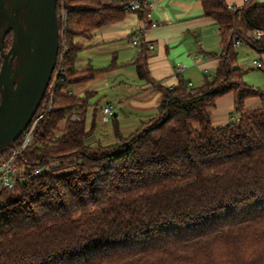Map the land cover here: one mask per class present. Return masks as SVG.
<instances>
[{
  "label": "trees",
  "instance_id": "obj_1",
  "mask_svg": "<svg viewBox=\"0 0 264 264\" xmlns=\"http://www.w3.org/2000/svg\"><path fill=\"white\" fill-rule=\"evenodd\" d=\"M199 1L220 31L213 77L198 87L155 83L142 43L135 64L159 93L156 114L126 138L114 122L118 141L90 146V95L63 90L101 70H76L75 39L125 12L107 0H57V15L67 13L60 73L34 116L44 111L15 188L0 190V264H264V90L244 81L235 46L264 54V35H253L264 32V2ZM11 42L10 33L6 50ZM227 93L238 118L214 128L209 108ZM250 97L261 106L245 109Z\"/></svg>",
  "mask_w": 264,
  "mask_h": 264
},
{
  "label": "crops",
  "instance_id": "obj_2",
  "mask_svg": "<svg viewBox=\"0 0 264 264\" xmlns=\"http://www.w3.org/2000/svg\"><path fill=\"white\" fill-rule=\"evenodd\" d=\"M226 2L241 7L245 0ZM151 19L159 26L147 30L144 39L155 46L147 56L149 75L155 83L175 87L182 80L187 85L191 83L190 87H198L205 77H213L219 63L217 55L221 52L220 31L214 20L204 16L199 0H158ZM142 25L138 14L124 13L122 20L103 25L88 37L75 39L81 45L75 60L76 70L89 67L101 70L93 79L69 87L76 97L90 95L85 113V128L90 130L85 142L90 146L116 143L114 122L119 134L126 138L156 114L159 93L153 84L138 76L135 64L138 52H134L135 47L130 43ZM125 41L127 43L123 44ZM242 45L257 55L253 60H259L261 67L255 68L252 60V68L261 70L264 75V54H257L246 44L238 45L237 49ZM93 56L100 57L93 59ZM107 59V64H103ZM179 68L182 70L178 71ZM244 81L253 85L247 79ZM104 105H111L116 111L111 122L103 121ZM260 106L258 97L247 98L244 102L247 110ZM209 112L214 128L224 127L237 119L234 95L227 93L219 97Z\"/></svg>",
  "mask_w": 264,
  "mask_h": 264
},
{
  "label": "water",
  "instance_id": "obj_3",
  "mask_svg": "<svg viewBox=\"0 0 264 264\" xmlns=\"http://www.w3.org/2000/svg\"><path fill=\"white\" fill-rule=\"evenodd\" d=\"M59 35L57 0H0V156L14 147L43 100L58 63Z\"/></svg>",
  "mask_w": 264,
  "mask_h": 264
},
{
  "label": "built area",
  "instance_id": "obj_4",
  "mask_svg": "<svg viewBox=\"0 0 264 264\" xmlns=\"http://www.w3.org/2000/svg\"><path fill=\"white\" fill-rule=\"evenodd\" d=\"M110 2H113L115 4L121 5L125 13H135L138 14L143 21L142 28L139 30V32L134 35L131 39V44L133 47H135L137 52H140L142 43H145L148 50L153 51L155 49V46L150 43L146 42L144 39V36L149 29H154L159 26L158 22L152 21V12L156 8V3L158 0H107ZM246 1V0H245ZM231 9H236L238 7L228 5ZM67 18V13L62 6L59 14H58V21L60 23L61 31H63L65 27V22ZM60 34V29H59ZM253 35H255L257 38H260L264 35V32L260 31H254ZM60 36V35H59ZM241 42L236 41L235 46L240 45ZM63 45V49L65 50V46ZM253 66L256 68L261 67V62L259 60H253ZM182 70V68H179L178 71ZM59 70H55V73L52 77V80L49 85V96L52 97V90L55 88L57 79L59 77ZM207 73V71H205ZM57 74V77L55 78V75ZM189 86L191 83L188 84ZM66 93H71L69 87L63 90ZM116 114V111L113 106L111 105H104L102 107V117L104 122H111ZM44 115V111L41 112L36 118H33L27 129L23 132L21 135L20 141L15 145L14 147L10 148L9 151L5 154L4 159L0 161V190L7 188L13 190L15 188L16 180L19 179L18 173H19V165L18 160L21 157V155L26 151V149L30 146L32 143L38 120ZM72 119H78V117L73 116ZM52 163L51 165H53ZM40 173V170H35L34 175H37Z\"/></svg>",
  "mask_w": 264,
  "mask_h": 264
},
{
  "label": "rangeland",
  "instance_id": "obj_5",
  "mask_svg": "<svg viewBox=\"0 0 264 264\" xmlns=\"http://www.w3.org/2000/svg\"><path fill=\"white\" fill-rule=\"evenodd\" d=\"M127 41H125L123 44H126ZM131 43V41H130ZM217 43H215L216 46ZM218 48V45L216 46ZM221 49V46H220ZM219 49V50H220ZM134 52L136 53V49H134ZM238 52V64L243 67V71L245 72L244 74V80L247 79L251 82V86L255 88H260L264 90V75L261 70L253 69L251 62L253 59L257 58V55L251 51L250 49L246 48V46L242 45L237 49ZM100 56H93V59H97ZM110 60V57H109ZM106 61V60H105ZM104 62V61H103ZM108 59L105 63L107 64ZM248 82V81H246ZM250 85V84H249ZM56 164V163H55Z\"/></svg>",
  "mask_w": 264,
  "mask_h": 264
}]
</instances>
